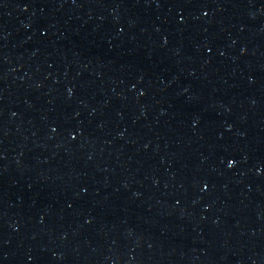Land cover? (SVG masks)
Listing matches in <instances>:
<instances>
[{
  "label": "water",
  "instance_id": "obj_1",
  "mask_svg": "<svg viewBox=\"0 0 264 264\" xmlns=\"http://www.w3.org/2000/svg\"><path fill=\"white\" fill-rule=\"evenodd\" d=\"M0 264H264V0H0Z\"/></svg>",
  "mask_w": 264,
  "mask_h": 264
}]
</instances>
